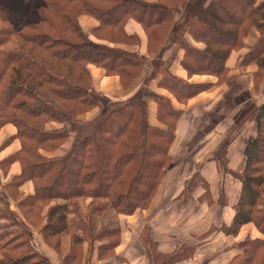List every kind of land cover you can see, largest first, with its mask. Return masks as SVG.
<instances>
[{
	"label": "trees",
	"instance_id": "16d2710c",
	"mask_svg": "<svg viewBox=\"0 0 264 264\" xmlns=\"http://www.w3.org/2000/svg\"><path fill=\"white\" fill-rule=\"evenodd\" d=\"M181 1L182 9L163 0H0V126L6 122L16 124L17 137L22 139L26 152L20 156L22 173L10 183L18 188L25 180H34L35 193L22 201L27 206L52 198L66 201L51 209L42 227L46 233H71L81 249L87 221L83 216L71 220L69 214L75 212L69 203L72 199L91 205V213L86 216L91 221L97 215L105 219L108 213L111 220L119 221L122 217L117 215H131L149 207L171 165L169 148L182 111L173 107L170 98L157 96L161 118L172 119L167 129H161L149 124L147 103L140 93L118 102L97 91L93 84L90 64L104 67L109 75H118L125 86L143 72L145 55L111 45L140 42L137 35L126 30L130 19L143 24L150 51L160 58L161 63L155 64L148 81L162 74L163 84L179 94L177 89L183 91L186 100L211 84H191L170 73L162 56L175 43L185 51L183 64L190 74L219 75L224 80L229 71L227 59L243 47L244 38L255 26L262 30V36L243 62H257L264 67V0ZM83 14L99 22L92 35L109 43L94 41L85 32L80 23ZM191 39L204 43V47L196 46ZM95 108L101 118L91 124L92 133L78 135L79 116ZM254 120L258 133L246 142V165L239 174L241 198L231 223L216 226L212 232L236 236L243 225L253 223L262 236L249 235L236 242L233 247L239 252L227 264H264V103ZM72 134L74 144L65 156L49 158L41 149L37 151L42 146L61 145ZM32 142L37 148L31 146ZM206 196H211L209 187ZM220 202L226 203L224 189ZM209 203H213L211 197ZM8 213L12 225L22 228L28 236V229L8 208H0V219L8 218ZM118 226L103 229L93 238L126 229L122 223L118 222ZM149 227L146 224L139 236L149 264H168V260L161 263L159 255L171 258L170 264L183 252L192 251L195 256L206 243L163 252L144 241L143 231ZM24 234L14 235L10 224L0 226V264H52L36 251L16 256L26 247V241L21 239ZM118 244L107 239L99 248L115 254ZM151 248L157 249L153 256ZM78 255L79 249L71 251L65 263L76 264Z\"/></svg>",
	"mask_w": 264,
	"mask_h": 264
},
{
	"label": "crops",
	"instance_id": "0c3cea01",
	"mask_svg": "<svg viewBox=\"0 0 264 264\" xmlns=\"http://www.w3.org/2000/svg\"><path fill=\"white\" fill-rule=\"evenodd\" d=\"M80 23L87 31H91L98 24L97 20L91 16L81 17ZM126 30L129 34L137 33L141 45L121 44L120 46L140 54H147L148 35L143 25L135 19H130L126 24ZM259 35L256 29H252L245 39V49L234 51L227 61L231 73H238V75L242 73L241 77L245 74L246 83L235 79L221 85L217 84L218 77L213 74L192 75L183 64L185 51L181 44L176 43L167 48L164 52V61L170 73L191 84H211L210 88L188 100L175 96L172 90L163 84L162 74L148 81L153 71L148 61L143 74L129 86H125L118 75L107 74L105 68L89 65L95 88L112 100L123 102L140 92L147 101L148 120L151 126L161 129L168 127L161 118V108L157 100L159 95L170 98L173 107L182 111L178 119L175 139L169 148L172 157L171 165L165 172L155 198L148 208L122 216V224L126 225L122 234L126 237L123 243L115 248V253L116 256L121 254L124 257L123 264H149L144 245H138L139 227L146 224L154 225L153 237L159 242L160 248L167 252L183 245L199 247L206 241L191 259V264H227L239 252V249L233 247L236 242L242 241L249 235L262 236L253 223L243 225L236 236L212 232L214 227L231 223L233 219L235 207L242 195V181L239 174L244 171L246 165L244 153L246 142L251 136L257 134L254 119H246L240 126L235 123L242 116L244 108H247L245 107L246 98L239 99V96L245 91H249L252 95L253 72L256 68L249 66L241 71V67L238 64L235 65L233 61L239 54L244 55L251 49ZM191 40L196 46H203L200 42ZM261 103L259 101L255 106ZM95 112L94 110L91 114ZM17 133V128L13 124L5 125L0 131V174L3 179V181L0 179L1 190H5L6 184L22 173L19 162H14L10 166L8 163L7 169L2 168L4 163H1L3 159L11 156L21 147L19 137L7 142ZM73 140L71 135L56 151H43V153L50 157L65 156L70 151ZM194 182L197 184L194 185ZM207 187L210 189L213 203H209V196L205 197ZM35 188L34 180L29 179L22 182L16 189L22 196H31L35 193ZM223 189L226 196L225 204L220 202ZM54 200L43 211L41 229L46 224L51 206L55 202L61 203L62 199ZM2 201L9 206L11 213L14 211L21 214L18 198L7 193ZM134 226H137L136 229ZM38 228L35 229L39 231ZM40 231L38 235L41 244L47 251L48 246ZM202 235L207 237L202 240L199 238ZM135 246L137 250H134ZM69 248L70 246L65 249L68 250L65 252L66 255L69 254ZM91 253L89 244L84 242L83 259L80 264H87ZM45 254L46 259L49 258L52 264H56L50 253ZM97 261L98 264H105L103 261L106 260ZM58 263L62 264L61 257ZM91 263L88 261V264Z\"/></svg>",
	"mask_w": 264,
	"mask_h": 264
},
{
	"label": "rangeland",
	"instance_id": "374dc122",
	"mask_svg": "<svg viewBox=\"0 0 264 264\" xmlns=\"http://www.w3.org/2000/svg\"><path fill=\"white\" fill-rule=\"evenodd\" d=\"M145 1L158 2L160 0H145ZM163 2L164 3H169L170 5H173V6H177L180 9H182L183 6H184V3L181 0H163ZM83 16H90V15L83 14V15L80 16V18L83 17ZM91 17H93V16H91ZM93 18H95V17H93ZM97 22H98V20H97ZM171 23L172 22H166V24H169V25H171ZM169 27H167V29H169ZM144 29H145V27H144ZM252 29H256L259 32V34H260L259 37L262 36V30L260 28L253 26ZM85 32L92 39H94V41L109 43V41L100 40V39H97V37L93 36L92 35V30L91 31L85 30ZM145 32L148 35V32L146 31V29H145ZM250 32H249V34H250ZM134 34L139 37V35L137 33H134ZM249 34L244 38L243 47L241 48L242 50L245 49V39L249 36ZM139 40H140V37H139ZM258 40H259V38H258ZM258 40L254 43V45L257 44ZM121 44L122 43H115L114 42L111 45L112 46L121 47L120 46ZM177 44H180V43H177ZM201 44H203V46L201 47V48H203L205 44L204 43H201ZM139 45H141L140 42L138 44H135L134 46H139ZM254 45H253V47H254ZM253 47L251 49H249L244 55L243 54L242 55L239 54L238 57L235 58V60L233 61V63L235 65L238 64V66L241 67V71H242V69H247L249 66H255L254 68H256V70L253 72L254 73V76H253V87L251 89L252 90L251 91L252 95L250 94L249 91H245V93H241L240 96H239V99L246 98L245 100L247 101V105L245 106L247 108H244L242 116L239 117L237 119V121H235L236 125H239V126L241 124H243V122H245L246 119L252 118V120H253L255 118V115L258 112V108L260 106V105L259 106H255L256 103H259V101L262 102L261 104L264 103V67L259 65V64H257V62H243V58L245 57V55L250 50L253 49ZM182 49H183V47H182ZM241 49L236 50V51H240ZM135 52L138 53L137 51H135ZM141 54L145 55L147 57V61L150 63V65H152V67H155V64L158 66L161 63L159 61L160 58H158V56L155 55V51L154 50L150 51L149 37H148V51H147V54H144V53H141ZM162 59L164 60V54L162 56ZM228 59H227V61H228ZM248 61H250V60H248ZM164 64H165V61H164ZM93 65H95V64H93ZM226 65L228 66V64H226ZM165 66H166V64H165ZM98 67H102V66H98ZM102 68H104V67H102ZM144 68H145V66H144ZM152 70H153V68H152ZM143 71H144V69H143ZM142 74H143V72H141V75ZM91 75H92V73H91ZM242 75H243L242 73H240L239 75H238V73L233 74V73H231V71L229 69V71L227 72V79H226V77H224V80H221V76H219V75L218 76L214 75V76L218 77L217 84L219 83V84L223 85V84H227L228 82L230 83L232 80H235V79H240L239 81H242V82L246 83L247 82V77L245 76V74H244L243 77H241ZM140 76H138L137 78H139ZM92 80H93V76H92ZM177 91L181 92V94H179V93H177V92L172 90V92H173V94L175 96H177L178 98H181V99L183 98L184 99V96H183V93H182L183 91H181L179 89H177ZM239 92H241V90ZM140 95H141V93H140ZM251 98H253V99H251ZM145 102L147 103L146 100H145ZM94 110L96 111L95 114H91V113H93ZM147 116H148V109H147ZM79 117H80V119H79L80 121H79L78 124H79V128L81 130H80L78 135H81V136H83L85 134H88V133H92L91 124L95 123V122L97 123V121L101 118L98 108H95V109H93L91 111L83 113ZM163 121L166 122L167 125H171V123H172V119H169V118H168V121H166L164 119H163ZM7 124H13L17 128V131L19 130L17 125L14 124L13 122H6V123H4L3 125L0 126V131ZM178 124H179V121H176L175 129L178 128ZM263 128H264V123H263ZM257 133H258V131H257ZM72 136H73V138L75 140V134H72ZM13 138H18V137H17V135L12 136V137H10L7 140V142H10ZM18 139L21 141V147L16 152H14L11 156H9V157H13V159L11 161L8 162L7 159L9 157H7V158H5V159H3L1 161V163H4V166H2V168L7 169L8 163H9V166H10L14 162H19L21 167L24 165V163L22 162V159H21L20 156H23L24 154H26V152L24 151V148H23L22 139L21 138H18ZM74 140H73V144H74ZM30 144H31V146L37 148L34 145L33 142L30 143ZM73 144H72V146H73ZM171 144H170V146H171ZM60 146L61 145H58V146H56L54 148H47L46 146H42V147L37 148V151H38V149L39 150L41 149L42 153H43V151L54 152ZM72 146H71V148H72ZM44 155L46 157L51 158L50 156H47L46 154H44ZM30 157L31 156L29 155L28 156V161H29ZM5 160H7V162H5ZM0 179H2V175L1 174H0ZM1 181H3V179ZM5 190L4 189L1 190V188H0V208L3 209V210H6L9 207L1 199V197H4V196L6 197L7 193H9L10 195H13L14 197L18 198L19 199V206H20L21 214H20V212L16 213V212L12 211L13 217L21 220L22 223L25 225V227L29 231V235H28L29 238H28V236L26 234H24V231H23L22 228H19L17 226H13L12 225L13 220H12L11 217H9L10 213L7 214L8 218L0 219V226L6 225V224H10V228L14 232V235L18 236L19 234H24L21 239L26 241V247L22 251H19L18 254L16 253V256L17 255H22V254H25V253H28V252H31V251H36V252H38L37 254L40 257L46 258L47 255L45 253H47V254L50 253L53 256V259L55 260L56 264H59L58 262L60 261V257L62 258V264H66L65 262H66V257H67L68 254L66 255L65 252L68 251V250H65V249H67L70 246L69 253L71 251H73V250L75 251L76 249H79V255H78L77 260H75V263L76 264H80L82 259H83V244H84V242H87L89 244V246H90V249L92 250L91 256L88 259L89 262L90 261L92 262L91 264H98L97 260H106V261H103V263H105V264H123L125 262V259H124V257L121 254H119V256H116V253L114 254V252L109 253L108 251H103L101 248H99V246L101 244H104V243L107 242V239H110L111 241H115V242L119 243L117 245V247L120 246L123 243V241L125 240V237H126L125 234H122L123 232L119 233V232L116 231L117 233H115L114 235L103 237V238H100V239H97V240L93 238L94 236L98 235V233L100 231H102L103 229H108V230L109 229H116L117 227H119L118 226V222H119V224L123 223V218H122V220H119V221L111 220V215H110V213H108L107 217L105 216V219H102L103 217L101 215H99V216L97 215V216L94 217V220L91 221L90 218L86 217L87 215H89V213H91L90 212L91 211V205H89V203L84 204L83 200H80L79 202L75 203L76 200L72 199L69 203H70V206H73V209H74L75 212L74 213L70 212L69 217L71 218V220L73 221V220H75V218H80V217L83 216L84 221H87V228H86L84 236H83L85 238V240L82 242L81 249H80V247L77 244V241H76L75 237L71 233H65V234L62 233V234H59V235H54V234H49L48 232L46 233L43 228L42 229L40 228L41 220H42L41 217H42L44 209L46 207L50 206L52 204V202L55 201L54 199H61V198H52V199H50L48 201H46V200H37V202H33L32 204H30V206H27L26 202H22L23 200L26 199L27 196L20 195L19 191H18V189H16L15 185H13L11 183L10 184H6ZM60 202L61 203H65L66 201L64 199H62V200H60ZM56 204L57 203L55 202V204H53L51 206V209ZM58 204H60V203H58ZM51 209H50V211H51ZM50 211H49V213H50ZM49 213H48V216H47L46 224L48 222ZM57 215L58 214H56L55 217H57ZM117 216L119 218H121L123 215H117ZM137 226H134V229H136ZM37 227H39L38 228L39 231L41 229L40 232L42 233L43 238L45 239V242H46V244L48 246L47 251L45 250V248H43V246L41 244L40 236L38 235L39 231L37 229H35ZM124 227H125V225H123V228ZM144 227H145L144 225L139 227V232H138L139 236H140V233H142V230H143ZM154 230H155L154 229V225H150L149 228H147V229H145L143 231V233L145 235L144 241L145 242L147 241L149 245H151L153 247H156L157 249H160L163 252H167V251H165V250L160 248L159 242H157V240L153 237ZM30 240H33L34 242H31ZM138 240H139L138 245L139 244L144 245L143 241L140 239V237L138 238ZM151 249H152V252H153L151 254V256H153V255H155L157 253V249H155V248H151ZM134 250H137L136 246H135ZM145 250H146V247H145ZM56 255H58V256H56ZM193 256L194 255H193L192 251H189V252H186V253L183 252V255L181 256V258L175 260V262L173 264H191L190 262H191V259H192ZM47 259H49V258H47ZM170 259L171 258H169L168 256L159 255V259L158 260L161 263L163 262V260H165V261L168 260L167 263L170 264V262H171ZM37 260H38V258H37ZM29 261H33V260L30 259ZM88 261H87V264H88ZM28 264H31V262H28ZM67 264H69V263H67Z\"/></svg>",
	"mask_w": 264,
	"mask_h": 264
}]
</instances>
